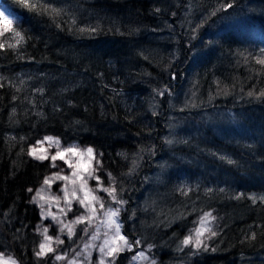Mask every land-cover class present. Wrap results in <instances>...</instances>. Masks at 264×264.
<instances>
[{"label":"trees","instance_id":"1","mask_svg":"<svg viewBox=\"0 0 264 264\" xmlns=\"http://www.w3.org/2000/svg\"><path fill=\"white\" fill-rule=\"evenodd\" d=\"M0 1L19 14L0 37V253L56 264L31 201L49 165L29 154L53 136L97 153L153 264H264V0ZM204 211L215 235L195 248Z\"/></svg>","mask_w":264,"mask_h":264},{"label":"rangeland","instance_id":"2","mask_svg":"<svg viewBox=\"0 0 264 264\" xmlns=\"http://www.w3.org/2000/svg\"><path fill=\"white\" fill-rule=\"evenodd\" d=\"M0 12L12 20L13 24L19 20V14L6 2L0 1ZM45 137L54 139L48 141ZM56 140L59 141L58 144ZM37 141L41 143L38 144ZM69 148H75L76 151H65ZM89 148L74 142L63 144L53 136H42L29 147V154L36 149L35 156L30 154L33 159L47 162L49 165L48 173L32 192L31 197L40 217L36 227L40 236L38 252L40 245L45 244L46 248H51L52 251H45L41 256L52 255L56 264H114L117 252L127 250L130 252L128 264H153L148 251L127 240L122 233L120 204L109 202L112 188L98 177L99 158L93 149L90 155L86 151ZM58 151L64 152L65 158L53 161L51 157ZM41 155L47 158H36ZM45 180H48V183H45ZM205 213L210 216L206 223L202 224L201 218ZM81 224L85 228V235L79 248L71 255L62 250L58 251L64 237L71 236ZM215 226L216 218L213 212L204 211L196 219L185 239L188 238L189 244L195 248H198L197 243L199 247L204 246L213 235ZM114 249L120 250L113 251ZM110 252L112 254L108 255ZM13 262L17 264L14 258L0 253V264Z\"/></svg>","mask_w":264,"mask_h":264},{"label":"snow or ice","instance_id":"3","mask_svg":"<svg viewBox=\"0 0 264 264\" xmlns=\"http://www.w3.org/2000/svg\"><path fill=\"white\" fill-rule=\"evenodd\" d=\"M21 2L27 5L28 0H21ZM32 7H34V5ZM0 29H2V30H0V35H4L5 33L9 32V31H15V29L13 28V21L10 20V19H8V17L5 16L3 12H0ZM15 35L20 36V33L19 32H15ZM0 47H2V45H0ZM259 63L264 64V60L259 61ZM44 139L45 140H48V141H52L54 138H52V137H45ZM37 143L39 144L41 142L40 141H37ZM56 143L58 144L59 141L56 140ZM41 151H44V150L41 149ZM65 151L75 152L76 150H75V148H69V149H66ZM86 151L91 155L93 150L91 148H89ZM30 154L33 155V156H35L36 155V149H33ZM36 158L43 160V159H46L47 157L44 156V155H41V156H37ZM57 158H59L61 160H64V158H65L64 157V152L58 151L54 156L51 157V159L53 161H55ZM45 183H48V180H45ZM29 191H31V189H29ZM105 191H109V189H105ZM81 203H83V201H81ZM209 216H210L209 213H205V216L203 218H201V223L202 224L203 223H206V219ZM213 235H215V233H213ZM121 239H124V238L121 237ZM189 242L190 241H189L188 238H186L184 240V243L185 244H188ZM197 247H199V243H197ZM119 250L120 249H114L113 251H119ZM45 251H52V249L51 248H46V245L45 244H41L40 245V251L37 252V256L44 255L45 254ZM111 254H112L111 252L108 253V255H111ZM57 258L59 259L60 257H57ZM13 264H14V262H13Z\"/></svg>","mask_w":264,"mask_h":264},{"label":"bare ground","instance_id":"4","mask_svg":"<svg viewBox=\"0 0 264 264\" xmlns=\"http://www.w3.org/2000/svg\"><path fill=\"white\" fill-rule=\"evenodd\" d=\"M191 246V245H190ZM191 248V247H190ZM5 254V253H4Z\"/></svg>","mask_w":264,"mask_h":264}]
</instances>
